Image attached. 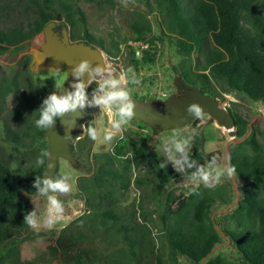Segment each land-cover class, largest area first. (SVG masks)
<instances>
[{
  "label": "trees",
  "instance_id": "1",
  "mask_svg": "<svg viewBox=\"0 0 264 264\" xmlns=\"http://www.w3.org/2000/svg\"><path fill=\"white\" fill-rule=\"evenodd\" d=\"M32 1L36 18L28 27L8 30L0 27V55L11 48L21 49L24 42L42 33L60 13L70 28L73 42L97 45L111 56L103 40L87 29L85 13L77 0ZM87 1L101 4L106 0ZM152 2L150 11L160 16L162 34L175 39L178 52L184 57L179 72L187 82L217 99L222 90H236L264 105L263 0ZM129 20L130 38L152 44L153 39L148 41L152 24L147 14L136 10ZM150 51L151 47L144 50L140 60H133L134 65L154 62V50ZM195 51L203 54V62L194 63ZM31 58L27 55L22 61V73L0 80V102L10 91L21 94L13 112L17 127L6 123V140L32 154L30 161L18 167H12L6 158L0 157V264H37L35 260L21 258L19 245L42 236L24 223L25 215L30 213L28 197L17 201L24 190L36 192L34 182L37 177L42 179L48 155L47 129L37 128L34 121L39 117L37 110L50 94L32 79L35 74L29 69ZM98 85L92 81L88 92L96 91ZM227 109L235 118L237 132V141L228 150L229 167L234 168L243 186L235 208L225 214L222 231L236 248L239 262L222 256L210 257L221 242L211 210L217 201L230 204L228 187L199 185L182 197L168 192L164 200L167 186L181 174L168 166L160 168L164 162L158 154H153L147 140L130 136L118 137L111 150L91 155L92 174L80 176L76 181V188L85 201V212L60 231L57 245H64V236L66 244L88 242L84 251L93 253L99 264H179L180 257L193 264H264V146L254 132L246 133L248 121L232 108ZM90 124L94 126L92 122L85 124L84 139L75 147L71 145L74 156L75 150L90 151L93 140L86 133ZM198 138L189 150L190 156L206 165L217 155L206 153L202 137ZM36 145L40 146L36 148ZM143 165L155 177L151 195L161 222L157 234L154 223L146 218L147 211L141 212L143 219L138 220L122 207L132 172ZM193 170L184 174L190 175ZM136 183L148 186L149 179L142 177Z\"/></svg>",
  "mask_w": 264,
  "mask_h": 264
},
{
  "label": "rangeland",
  "instance_id": "2",
  "mask_svg": "<svg viewBox=\"0 0 264 264\" xmlns=\"http://www.w3.org/2000/svg\"><path fill=\"white\" fill-rule=\"evenodd\" d=\"M77 1L85 13L87 29L96 38L103 40L105 47L110 50L111 56H108L101 49L108 71L110 74H115L116 78L122 74H127L126 86L130 89L131 96H136L140 100L151 98L160 100L162 92L168 94L176 92L174 80L179 74L184 57L178 52L175 39L162 34L160 16L156 12L150 11V5H153L152 0H106L102 1L101 4L88 2L87 0ZM136 10L146 13L152 24V32L148 37V41L153 39V43H149V48L151 47L152 51L150 52L152 53L154 50L155 54L154 62H148L147 64L140 62L137 66L134 65L133 60H140L141 58L131 53L132 48L128 44L130 41H134L130 38L131 33L128 24L132 13ZM35 18L36 6L32 0H0V27L2 29L8 30L19 26L28 27ZM42 42H44L43 32L24 42L21 49L11 48L0 55V80L22 73L24 71L22 61L27 55H30L28 51L32 47H39ZM193 60L194 63L197 61L203 62V54L195 51ZM132 77L138 80L139 83H131ZM32 79L40 82L43 87L47 88V92L52 94L63 85L61 80L64 81L66 79V73L43 71ZM103 80V78H96L93 81L101 83ZM95 94L96 91L88 92L87 87V95L90 100ZM20 95L15 91H10L4 101L0 102V157L6 158L12 167L26 164L32 158V154L27 149L18 148L8 143L4 132V126L7 122H11L12 127H17L13 112L17 108ZM218 100L222 106L230 107L242 115L249 123L246 133L254 132L264 146L263 103L253 100L246 94L236 90H222ZM82 112L84 113V118L78 124L76 132L71 135V145L75 147L80 139H84L86 123L92 122L94 124L99 133L98 139L93 141L90 151L86 148L83 151L75 150V157L78 159L76 166H73L65 158H59L55 177L67 174L73 186L70 193L59 194L57 197L65 205L64 217L51 230L47 228H31V231L40 233L42 236L38 239L27 240L19 245L20 255L23 260H35L37 264H99L93 253L84 251L89 246L88 242L78 241L74 242V245L72 243L66 244L67 238L64 236L62 242L64 245H57V239L60 231L65 226H68L75 218L85 212L84 198L76 188L77 178L92 174L94 166L91 155L111 150L118 137L130 136L135 139H146L153 154H158L165 163L164 143L167 139L173 135H176L177 138L191 136V149L194 140L199 135L203 139L205 152L216 153L220 159V166L229 167L228 150L235 142H233L231 136L228 135L224 128L216 122L209 121L210 116L208 114H203L201 119H194L191 124L183 128L170 129L154 135L150 127L140 120L135 121L134 119L120 130L112 129L111 124L115 118L113 112L111 110H102L99 106H87ZM107 132H114L111 141L104 140V135ZM45 139L47 140L46 136ZM234 139H237V137ZM83 143L86 144L85 140ZM38 146L40 145L35 147L38 148ZM167 166L176 170L171 162H168ZM180 174L177 179L167 186V192L163 196L164 200L167 198L168 192L173 193L177 197H182L199 185H204L202 182L194 184L190 179V175ZM142 177L149 179L148 186L136 183V180ZM131 179L126 197L122 201L123 210L130 212V215H133V219L138 218V220L143 219L141 212L147 211L146 218L150 223H154L152 225L154 226L155 234H157L161 222L157 213V205L151 195V188L155 181L154 173L147 165H143L141 168L133 170ZM216 185H226L228 187L231 197L229 205L231 206L226 211L229 205H224L222 202L217 201L212 207L211 217L221 235V242L215 247L210 257L222 256L229 261L239 262L237 250L228 237L223 234L222 225L225 220V214L232 212L237 204L235 202L242 197L241 189L243 183L233 173L232 176L224 174ZM143 193L146 194L143 195ZM28 201L30 212L34 209L38 213L46 211V197L33 195L28 197ZM95 242L98 241L96 240ZM178 263L193 264L185 257H180Z\"/></svg>",
  "mask_w": 264,
  "mask_h": 264
},
{
  "label": "water",
  "instance_id": "3",
  "mask_svg": "<svg viewBox=\"0 0 264 264\" xmlns=\"http://www.w3.org/2000/svg\"><path fill=\"white\" fill-rule=\"evenodd\" d=\"M58 26V29L55 27ZM44 42L39 47H32L28 54L31 55L29 69L38 76L43 71L52 73H66L64 84L56 92L60 94L73 90V84L83 80L86 84L92 79L93 74L85 73L83 77L77 78L74 69L83 60L91 62L92 68L97 66L105 68V72L96 78H103L107 73V65L101 48L96 45L87 44L83 41L73 42L70 38L69 26L59 13L55 20L50 21L43 30ZM116 78L115 74H109L105 79ZM176 92L169 94L166 98L155 100H140L131 96L135 104L134 120H140L152 129L154 135L163 131L183 128L192 123L194 117L189 115L187 108L192 103L202 106L203 114H208L210 122H216L227 131L233 142L237 135L235 130V118L233 114L222 106L220 101L210 93L203 92L200 87L190 84L179 72L174 80ZM87 93V88H86ZM84 113L77 109L66 113L58 120L51 129H47L45 136L48 141L47 162L42 172V179L55 178L59 158L67 159L73 166L78 164V159L71 152V135H73L78 124L83 120ZM37 195L36 192L29 193L24 190L19 199ZM238 202V199L235 203ZM234 203V204H235ZM229 205L226 211L229 209ZM205 261V260H204Z\"/></svg>",
  "mask_w": 264,
  "mask_h": 264
},
{
  "label": "clouds",
  "instance_id": "4",
  "mask_svg": "<svg viewBox=\"0 0 264 264\" xmlns=\"http://www.w3.org/2000/svg\"><path fill=\"white\" fill-rule=\"evenodd\" d=\"M131 71V70H129ZM105 72V68L97 66L92 68L91 62L83 60L74 69V75L77 78L83 77L85 73L92 75V79L86 84L79 80L73 84V90L64 94L54 92L44 99L42 106L37 110L39 117L34 121L35 126L39 129H51L54 124L60 120L66 113L80 109L83 111L87 106H99L102 110H111L114 115L111 127L114 130H120L123 126L128 125L135 116V104L131 99L130 89L126 86V73L118 78L104 79L99 83L96 94L90 100L86 88L97 76ZM65 82L61 80V84ZM131 83L138 84L139 81L134 77ZM187 112L194 119L203 118L202 106L198 103H192L188 106ZM87 136L93 141L98 139V130L91 124L86 128ZM114 132H107L104 135L105 141H111ZM192 137L177 138L171 136L164 143V152L166 153L165 163L159 165L160 168H166L167 163L171 162L179 173L191 171L190 179L194 184L203 183L208 187H215L224 174L232 176L234 168L221 167L219 157L212 156L206 165L199 164L190 156V144ZM46 155V153H45ZM70 177L65 174L55 178H39L34 182L36 194L46 197V211L38 213L36 209L27 213L24 217V223L32 229L47 228L53 229L58 222L64 217L65 205L58 199L59 194H66L72 191Z\"/></svg>",
  "mask_w": 264,
  "mask_h": 264
},
{
  "label": "built area",
  "instance_id": "5",
  "mask_svg": "<svg viewBox=\"0 0 264 264\" xmlns=\"http://www.w3.org/2000/svg\"><path fill=\"white\" fill-rule=\"evenodd\" d=\"M131 47H133L134 49V55L138 58H141L144 54V50H148L149 49V44L147 42H144V41H140V42H137V41H130L128 43ZM108 70V68H107ZM109 72V71H108ZM104 77V76H103ZM105 79V78H103ZM169 94L166 93V92H162L161 95H160V98L161 99H164L168 96Z\"/></svg>",
  "mask_w": 264,
  "mask_h": 264
},
{
  "label": "bare ground",
  "instance_id": "6",
  "mask_svg": "<svg viewBox=\"0 0 264 264\" xmlns=\"http://www.w3.org/2000/svg\"><path fill=\"white\" fill-rule=\"evenodd\" d=\"M109 74L110 72L107 71L106 75L103 78H106Z\"/></svg>",
  "mask_w": 264,
  "mask_h": 264
},
{
  "label": "flooded vegetation",
  "instance_id": "7",
  "mask_svg": "<svg viewBox=\"0 0 264 264\" xmlns=\"http://www.w3.org/2000/svg\"><path fill=\"white\" fill-rule=\"evenodd\" d=\"M55 29H58V26H57V27H55Z\"/></svg>",
  "mask_w": 264,
  "mask_h": 264
}]
</instances>
